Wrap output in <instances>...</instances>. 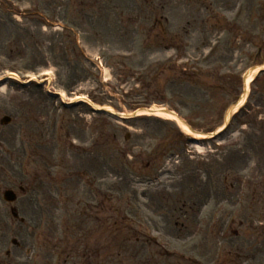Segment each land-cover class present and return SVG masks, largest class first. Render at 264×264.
Here are the masks:
<instances>
[{
	"label": "rangeland",
	"instance_id": "obj_1",
	"mask_svg": "<svg viewBox=\"0 0 264 264\" xmlns=\"http://www.w3.org/2000/svg\"><path fill=\"white\" fill-rule=\"evenodd\" d=\"M262 64L264 0H0V264H264V71L137 115Z\"/></svg>",
	"mask_w": 264,
	"mask_h": 264
},
{
	"label": "bare ground",
	"instance_id": "obj_2",
	"mask_svg": "<svg viewBox=\"0 0 264 264\" xmlns=\"http://www.w3.org/2000/svg\"><path fill=\"white\" fill-rule=\"evenodd\" d=\"M263 68H264V64L261 66H256L247 72L246 79L244 80V85H243V87H244L243 88V94H242L241 98L239 99L238 106L244 102L246 94H247L248 89H249L250 82L252 81L254 76ZM96 108H98V107H96ZM104 110L108 111L110 113H114L113 110L109 107H104ZM138 112H139L138 114H149V115L152 114V115H155L158 117H162L164 119H170L172 121H175L183 131H185L187 133H191L189 128L180 120V118L175 113L168 111L167 109H164L161 107H159V108L152 107L151 109H142ZM227 116L228 115H226V117ZM222 128H223V125H221L218 128V130H221ZM195 137L196 138H204L205 136L199 134V135H195ZM197 147H199V146H197Z\"/></svg>",
	"mask_w": 264,
	"mask_h": 264
},
{
	"label": "water",
	"instance_id": "obj_3",
	"mask_svg": "<svg viewBox=\"0 0 264 264\" xmlns=\"http://www.w3.org/2000/svg\"><path fill=\"white\" fill-rule=\"evenodd\" d=\"M9 121H10V118L9 117H4L3 119H2V123L3 124H7V123H9ZM3 198H4V200H6L7 202H13V201H15V199H16V196H15V194L11 191V190H5L4 191V193H3ZM11 213H12V215L14 216V217H17L18 215H17V212L15 211V209H11ZM12 242L13 243H16L15 242V240H12Z\"/></svg>",
	"mask_w": 264,
	"mask_h": 264
}]
</instances>
